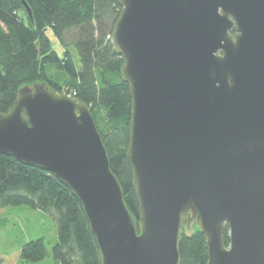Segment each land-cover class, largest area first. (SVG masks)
<instances>
[{
  "label": "water",
  "instance_id": "water-1",
  "mask_svg": "<svg viewBox=\"0 0 264 264\" xmlns=\"http://www.w3.org/2000/svg\"><path fill=\"white\" fill-rule=\"evenodd\" d=\"M117 1L138 220L89 107L47 82L0 112V153L72 190L100 264H180L186 220L206 264H264V0Z\"/></svg>",
  "mask_w": 264,
  "mask_h": 264
},
{
  "label": "trees",
  "instance_id": "trees-1",
  "mask_svg": "<svg viewBox=\"0 0 264 264\" xmlns=\"http://www.w3.org/2000/svg\"><path fill=\"white\" fill-rule=\"evenodd\" d=\"M24 1L32 18L22 0H0V112L13 106L18 90L41 82L84 102L107 150L110 168L123 188L127 207L138 220L139 205L126 157L131 97L120 74L123 58L111 42L121 10L118 1ZM48 29L61 43L62 55L53 49ZM9 205H26L53 217L57 238L51 253L56 264H100L96 239L72 190L53 172L0 153V208ZM223 237L228 245V225ZM179 252L180 264H206L205 238L196 225L191 232L181 229ZM48 254L42 237L27 241L20 249L24 263L43 260Z\"/></svg>",
  "mask_w": 264,
  "mask_h": 264
},
{
  "label": "rangeland",
  "instance_id": "rangeland-1",
  "mask_svg": "<svg viewBox=\"0 0 264 264\" xmlns=\"http://www.w3.org/2000/svg\"><path fill=\"white\" fill-rule=\"evenodd\" d=\"M47 34L51 39L53 49L62 55L63 47L59 40L50 29L47 30ZM75 59L77 60L76 53ZM194 225L193 220H186L182 228L186 232H191ZM41 237L47 243L48 256L33 263L22 262L20 259L22 244ZM56 238V223L51 215L26 205H9L0 208V264H56L51 253V247Z\"/></svg>",
  "mask_w": 264,
  "mask_h": 264
},
{
  "label": "bare ground",
  "instance_id": "bare-ground-1",
  "mask_svg": "<svg viewBox=\"0 0 264 264\" xmlns=\"http://www.w3.org/2000/svg\"><path fill=\"white\" fill-rule=\"evenodd\" d=\"M96 113V112H95ZM225 225H227V224H225ZM225 227V226H224ZM224 230V229H223Z\"/></svg>",
  "mask_w": 264,
  "mask_h": 264
}]
</instances>
